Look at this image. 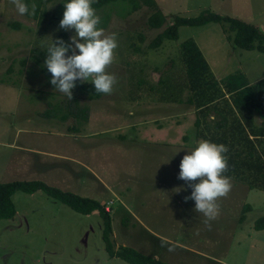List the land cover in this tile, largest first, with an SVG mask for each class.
<instances>
[{
	"label": "rangeland",
	"instance_id": "obj_1",
	"mask_svg": "<svg viewBox=\"0 0 264 264\" xmlns=\"http://www.w3.org/2000/svg\"><path fill=\"white\" fill-rule=\"evenodd\" d=\"M156 1L165 14L211 9L264 28V0ZM65 2L29 0L30 11L35 5L39 14L20 15L10 0H0V181L39 180L99 201L111 209L115 249L127 246L170 264H264V229L255 227L264 215V190L230 179L231 191L218 201L210 228L195 202H185L191 188L178 179L179 165L200 141L203 121L185 102L187 86L184 102L170 100L180 96L186 41L196 42L219 80L231 73L250 84L263 79L264 52L233 46L234 33L220 22L181 26L177 40L149 49L161 31L147 22L150 8L125 14L128 6L117 4L96 13L105 33L117 34L107 71L118 83L99 99L75 87L69 100L50 83L44 63L53 42L70 43L75 35L59 27L63 17L53 18L63 15ZM75 97L89 108L87 122L73 115L60 119ZM54 104L56 117L41 115ZM13 201L16 215L0 220V264L126 261L106 250L99 211L79 213L42 189L20 190ZM246 204L251 211L244 212Z\"/></svg>",
	"mask_w": 264,
	"mask_h": 264
},
{
	"label": "trees",
	"instance_id": "obj_2",
	"mask_svg": "<svg viewBox=\"0 0 264 264\" xmlns=\"http://www.w3.org/2000/svg\"><path fill=\"white\" fill-rule=\"evenodd\" d=\"M26 2L29 4V0ZM125 4L128 6V9L123 11L125 14L138 11L143 5L150 8L151 13L147 22L152 29H161V31L150 41L149 49L159 48L165 40H177L181 26H202L220 22L223 26L228 24L225 31L234 33L229 35L230 39L233 37L231 39L233 46L243 50L264 52V28L211 9H204L195 16L179 13L165 14L156 0H96L92 7L95 10H102ZM36 13L39 14L38 7ZM41 16L43 17L44 13ZM56 17L61 18L63 15L56 13L53 18ZM13 26L20 27L18 23ZM143 38L141 34V39ZM136 50L141 48L136 47ZM182 51L183 64L181 65L184 71L178 83L180 96L170 100L184 102V99L180 97L185 90L184 85L187 86L190 93L185 102L197 108L198 115L203 121L197 125V136L200 141L222 143L228 148L225 154L228 158V171L224 175L246 184L250 189L264 190V78L250 84L249 81L239 79L231 73L225 79L219 80L196 42L186 41ZM23 62L25 63L24 60ZM138 83L142 84L141 81ZM76 87L88 93L89 99H99L103 95L95 92L91 82L77 80ZM59 109V104H54L41 112V115L56 117ZM66 109L67 114L60 116V119L64 121L71 115L83 122L89 119V108L79 106L76 97L73 104L66 103ZM40 189L79 213L88 215L99 211L104 220L103 238L106 250L111 256L122 257L131 264H170L127 246L122 245L119 249H115L112 217L104 204L39 180L0 181V220L16 215V206L13 201V195L16 192L21 190L33 194ZM244 210V212L251 211V205L246 204ZM244 218L245 216L242 215L241 220ZM255 227L257 230L264 229V215L257 219Z\"/></svg>",
	"mask_w": 264,
	"mask_h": 264
},
{
	"label": "clouds",
	"instance_id": "obj_3",
	"mask_svg": "<svg viewBox=\"0 0 264 264\" xmlns=\"http://www.w3.org/2000/svg\"><path fill=\"white\" fill-rule=\"evenodd\" d=\"M20 15L35 14L24 0H10ZM96 0H67L59 27L74 30L70 43L57 39L47 49L45 66L51 73L50 83L55 90L73 99L72 89L76 81H91L96 93L111 94L118 83L115 74L107 71L115 60L118 47L116 33H105L100 27L101 17L92 5ZM71 53V54H69ZM228 148L208 140H201L181 159L178 179L191 188L185 202L193 200L195 211L203 214L204 223L211 227L220 212L218 201L231 191V180L224 175L228 171ZM198 181V182H197ZM113 264H126L115 258Z\"/></svg>",
	"mask_w": 264,
	"mask_h": 264
},
{
	"label": "bare ground",
	"instance_id": "obj_4",
	"mask_svg": "<svg viewBox=\"0 0 264 264\" xmlns=\"http://www.w3.org/2000/svg\"><path fill=\"white\" fill-rule=\"evenodd\" d=\"M108 207H106V210L108 211V212H110L111 211V209L109 208V209H107Z\"/></svg>",
	"mask_w": 264,
	"mask_h": 264
},
{
	"label": "crops",
	"instance_id": "obj_5",
	"mask_svg": "<svg viewBox=\"0 0 264 264\" xmlns=\"http://www.w3.org/2000/svg\"><path fill=\"white\" fill-rule=\"evenodd\" d=\"M0 176H2L1 172H0Z\"/></svg>",
	"mask_w": 264,
	"mask_h": 264
},
{
	"label": "built area",
	"instance_id": "obj_6",
	"mask_svg": "<svg viewBox=\"0 0 264 264\" xmlns=\"http://www.w3.org/2000/svg\"><path fill=\"white\" fill-rule=\"evenodd\" d=\"M107 209H109V208H107Z\"/></svg>",
	"mask_w": 264,
	"mask_h": 264
}]
</instances>
